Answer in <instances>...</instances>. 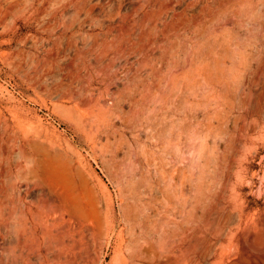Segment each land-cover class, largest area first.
<instances>
[{"label":"rangeland","instance_id":"1","mask_svg":"<svg viewBox=\"0 0 264 264\" xmlns=\"http://www.w3.org/2000/svg\"><path fill=\"white\" fill-rule=\"evenodd\" d=\"M0 132V264H264V0H0Z\"/></svg>","mask_w":264,"mask_h":264},{"label":"bare ground","instance_id":"2","mask_svg":"<svg viewBox=\"0 0 264 264\" xmlns=\"http://www.w3.org/2000/svg\"><path fill=\"white\" fill-rule=\"evenodd\" d=\"M20 2H16V8H20ZM35 6V0H30V7ZM11 140H6L3 133L0 132V179L6 178L11 185H13V191H18L17 202L23 201L21 198L20 187L25 190L31 185H39L41 182V168L40 165L32 166L23 148H18L10 143ZM32 187V186H31ZM39 186H37L38 188ZM0 190L4 191L0 186ZM27 190V189H26ZM40 190L41 186H40ZM143 193V192H142ZM144 194V193H143ZM58 198V197H57ZM146 198V197H145ZM4 199L3 193L0 191V201ZM59 202V201H58ZM13 206V203L10 202ZM25 206V205H24ZM28 207V206H27ZM25 208V207H24ZM20 209L18 217L19 219H10L12 214L10 212L5 213L6 217L1 216L0 219V239L7 235L9 239L15 243L16 247L21 253V259L24 260V255L26 254L28 235L30 232L29 224H31L27 215L29 213V207L25 209ZM31 210V209H30ZM38 212V211H37ZM32 213V212H31ZM30 213V214H31ZM36 213V212H34ZM61 213V212H60ZM34 215V214H33ZM33 220H35V230L36 236L39 244L41 243L43 234V221L40 219L39 214H35ZM62 217V215H60ZM37 218V219H36ZM41 246L39 245V248ZM22 264H26L22 261Z\"/></svg>","mask_w":264,"mask_h":264}]
</instances>
